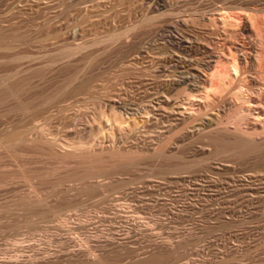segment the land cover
<instances>
[{
    "label": "rangeland",
    "instance_id": "374dc122",
    "mask_svg": "<svg viewBox=\"0 0 264 264\" xmlns=\"http://www.w3.org/2000/svg\"><path fill=\"white\" fill-rule=\"evenodd\" d=\"M238 137L264 147V0H0V264H264Z\"/></svg>",
    "mask_w": 264,
    "mask_h": 264
},
{
    "label": "bare ground",
    "instance_id": "6f19581e",
    "mask_svg": "<svg viewBox=\"0 0 264 264\" xmlns=\"http://www.w3.org/2000/svg\"><path fill=\"white\" fill-rule=\"evenodd\" d=\"M223 13V12H222ZM228 15V14H227ZM226 15V16H227ZM231 21V20H230ZM236 63H237V60L236 59H234V60H232V67H234V69H235V71L237 70L236 69ZM218 69H220V68H217L216 67V69L213 71V74H212V76H216V75H218L219 74V71H218ZM233 70V69H232ZM234 71V70H233ZM227 73L228 72H226L225 74L227 75ZM213 78V77H212ZM212 87V89H213V86H211ZM104 105V104H103ZM107 105V104H106ZM123 105V104H122ZM102 106V105H101ZM119 106H121V105H119ZM116 107H118L117 105H110L109 107H104V108H101V110L100 111H98L99 113H98V115H96V117H97V122L100 124V126H102V128H100V130L102 129L103 131H105V128H107L106 129V131H108L109 130V134L111 135V134H113V131L117 128V127H119V124L120 125H122V123L124 122L125 123V121H121V120H119L118 119V117H117V114L119 113L118 112V109H116ZM120 109V108H119ZM121 113V112H120ZM119 113V114H120ZM120 116H122V114L120 115ZM96 117H94V118H96ZM94 121V120H93ZM86 131L85 132H87V133H89L90 134V132H91V134L93 133V124L91 123V124H89V125H87L86 126V129H85ZM102 133H104V132H102ZM105 135V134H104ZM103 135V136H104ZM89 136V135H88ZM91 136V135H90ZM93 137V136H92ZM218 137H216V138H214V140L216 139V140H220L221 141V139L222 138H218ZM254 143V142H253ZM251 141H249L248 139H246V138H243V137H238V138H236V140H235V144H233V145H236L237 147H239V149H240V152H241V154L243 155V154H256V156H258V154L257 153H260L261 151H262V153H264V147H262V145H257L256 143V145L255 144H253ZM227 145H231V143L230 144H227ZM238 149V148H237ZM125 156L126 155H124V158H125ZM126 157H128V156H126ZM131 183V182H130ZM130 183H128L127 185H129ZM110 185H112V187L111 188H117L118 187V189H114V191L113 192H115V190L117 191L118 190V192H119V188H121V187H123V186H120L119 184H116V183H113V184H110ZM127 185H125V186H127ZM146 185H147V183H146ZM145 185V186H146ZM151 185V184H150ZM108 188V187H107ZM127 188V187H126ZM125 188V189H126ZM140 188V187H139ZM143 188V187H142ZM147 189V188H146ZM145 188H144V190H146ZM108 190V189H107ZM121 190V189H120ZM148 190H149V187H148ZM117 192V193H118ZM142 192V191H141ZM140 192V193H141ZM144 192V191H143ZM145 192H147V191H145ZM116 193V192H115ZM125 193V192H124ZM123 193V194H124ZM128 194H129V191H128ZM127 194V196L128 197H122V198H119L118 197V199H116V201L117 202H120V204L118 205V206H120V207H124V208H130V209H133V212H134V220H147V221H149V220H152L151 219V216L152 215H154V213L153 212H149L148 210L146 211V210H143V209H145V207L147 208V207H149V205H146L145 207H143V206H141V207H143V209H141L139 206H132V204L134 205V203H130V201L131 200H128L130 197V195H128ZM137 195L136 193H133V195ZM147 194H150V190H149V193H147ZM146 194V195H147ZM153 194V193H152ZM152 194H150L151 195V197H154ZM133 195H132V197H133ZM150 195L148 196V197H150ZM122 196V195H121ZM138 196H139V194H138ZM143 196V195H142ZM141 197V196H140ZM138 198V197H137ZM121 199H123V200H125V201H122ZM135 200V199H134ZM137 200L138 199H136V201L135 202H137ZM139 200H140V198H139ZM143 200V199H142ZM148 200V199H147ZM146 200V201H147ZM150 200V199H149ZM144 201V200H143ZM150 201H152V200H150ZM140 202V201H139ZM142 202V201H141ZM149 204H150V202H148ZM165 203V202H164ZM135 204H137V203H135ZM142 205H144V204H142ZM151 206L153 205V206H156L157 205V202L156 203H154V204H150ZM158 205H162V204H160V202H159V204ZM165 205V204H164ZM151 206H150V210H151ZM159 208V212H160V210H163V209H166V208H163L162 209V207H163V205H162V207L161 206H158ZM153 208V207H152ZM156 208V207H155ZM156 211V210H155ZM163 215V214H162ZM150 222V221H149ZM122 229H118V231H121ZM109 232V231H108ZM107 232V233H108ZM130 231H128V232H126V233H124V234H128ZM107 236H109V238H114L115 236L113 235V233H111L110 232V234H108ZM110 240V239H109Z\"/></svg>",
    "mask_w": 264,
    "mask_h": 264
}]
</instances>
